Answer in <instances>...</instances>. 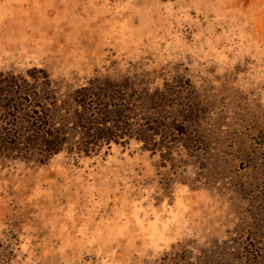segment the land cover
<instances>
[{
    "label": "rangeland",
    "instance_id": "obj_1",
    "mask_svg": "<svg viewBox=\"0 0 264 264\" xmlns=\"http://www.w3.org/2000/svg\"><path fill=\"white\" fill-rule=\"evenodd\" d=\"M0 264H264V0H0Z\"/></svg>",
    "mask_w": 264,
    "mask_h": 264
}]
</instances>
